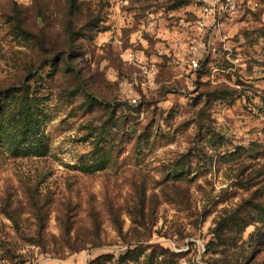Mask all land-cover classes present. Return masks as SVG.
I'll list each match as a JSON object with an SVG mask.
<instances>
[{
  "label": "rangeland",
  "instance_id": "1",
  "mask_svg": "<svg viewBox=\"0 0 264 264\" xmlns=\"http://www.w3.org/2000/svg\"><path fill=\"white\" fill-rule=\"evenodd\" d=\"M206 1L0 0V264H264V0Z\"/></svg>",
  "mask_w": 264,
  "mask_h": 264
},
{
  "label": "built area",
  "instance_id": "2",
  "mask_svg": "<svg viewBox=\"0 0 264 264\" xmlns=\"http://www.w3.org/2000/svg\"><path fill=\"white\" fill-rule=\"evenodd\" d=\"M262 0H207L200 8V17L198 25L204 29L209 26H214L223 16L233 14L240 10L256 9L261 6ZM195 68L198 67L196 62H193Z\"/></svg>",
  "mask_w": 264,
  "mask_h": 264
}]
</instances>
